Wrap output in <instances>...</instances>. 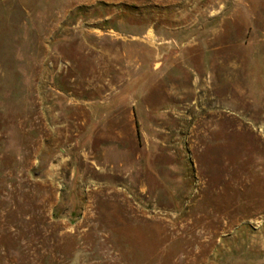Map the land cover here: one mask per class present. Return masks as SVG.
Returning <instances> with one entry per match:
<instances>
[{"label":"rangeland","instance_id":"rangeland-1","mask_svg":"<svg viewBox=\"0 0 264 264\" xmlns=\"http://www.w3.org/2000/svg\"><path fill=\"white\" fill-rule=\"evenodd\" d=\"M0 264H264V0H0Z\"/></svg>","mask_w":264,"mask_h":264}]
</instances>
